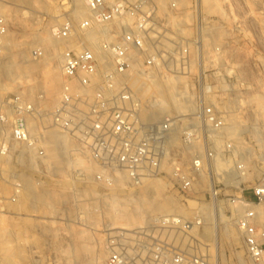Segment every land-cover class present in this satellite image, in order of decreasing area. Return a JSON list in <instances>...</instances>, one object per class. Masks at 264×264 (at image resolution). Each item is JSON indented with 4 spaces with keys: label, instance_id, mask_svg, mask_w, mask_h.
Listing matches in <instances>:
<instances>
[{
    "label": "built area",
    "instance_id": "built-area-1",
    "mask_svg": "<svg viewBox=\"0 0 264 264\" xmlns=\"http://www.w3.org/2000/svg\"><path fill=\"white\" fill-rule=\"evenodd\" d=\"M82 1L86 16L52 30L65 41L54 107L41 106L42 94L6 102L12 115L1 134L0 181L11 184V201L25 184L62 175L108 191H161L169 208L142 224L91 226L112 235L107 264H216L211 247L226 223L240 232L247 257L264 262V181L247 179L228 130L232 110L207 80L203 0ZM8 30L0 7V45ZM171 80L183 103L162 113L155 86ZM51 137L61 147L48 160ZM2 156L10 158L6 176Z\"/></svg>",
    "mask_w": 264,
    "mask_h": 264
},
{
    "label": "rangeland",
    "instance_id": "rangeland-1",
    "mask_svg": "<svg viewBox=\"0 0 264 264\" xmlns=\"http://www.w3.org/2000/svg\"><path fill=\"white\" fill-rule=\"evenodd\" d=\"M169 1L163 0V6ZM181 2L188 4L179 0L178 5ZM203 3L207 80L215 86L213 96L232 110L231 136L236 153L244 158L247 179L264 181V0ZM0 7L9 28L0 45V111L8 121L0 123L1 140L12 115L6 107L12 95L35 102L42 94L41 106L54 107L65 41L53 36L52 30L65 18L86 16L88 11L82 0H0ZM49 78L55 82L51 89ZM161 91L166 100L172 99L167 84ZM46 145L52 160L60 146L53 138ZM8 159L1 157L4 176L10 170ZM46 184H25L12 202L11 184L0 181V264H107L112 235L92 230V225L132 228L142 224L149 212L169 208L161 191L147 198L142 189L108 191L98 184L73 183L66 175ZM104 193L115 197L97 199ZM258 213V221L264 222V205ZM222 229L216 264H256L247 257L235 225L226 223Z\"/></svg>",
    "mask_w": 264,
    "mask_h": 264
},
{
    "label": "bare ground",
    "instance_id": "bare-ground-1",
    "mask_svg": "<svg viewBox=\"0 0 264 264\" xmlns=\"http://www.w3.org/2000/svg\"><path fill=\"white\" fill-rule=\"evenodd\" d=\"M161 4L163 3V0H158ZM182 4L181 5H183L184 3L183 2H181ZM54 80H53V78H49V83H48V87L51 89L53 86H54ZM172 83H173V80H171V81H167V82H165V83H162V84H158V86H155V87H157L158 89H157V92L156 93H154V94H156V102H157V104H158V107H159V112H165L166 110H167V108L168 107H175L174 109H175V111H179L180 110V108H181V106H180V104L181 103H183L182 101H181V97H180V94H179V91H178V88H176L175 90H174V88H173V85H172ZM164 84H167V86H168V88H170V89H172V99H170V101H168V100H166L165 99V97L162 95V91H161V89H162V87H163V85ZM175 87V86H174ZM168 101V102H167ZM43 107V106H42ZM47 108V107H46ZM236 127V126H235ZM228 130H229V132L230 133H232L233 134V130L231 129V126H229V128H228ZM235 130V129H234ZM51 138H53V137H51ZM54 139V138H53ZM56 140V142H57V144H59V146L61 147V142L60 141H58L57 139H55ZM57 148V147H56ZM235 148V147H234ZM59 152L60 151H58L57 149H56V154H55V157L57 156H59ZM235 152H236V149H235ZM238 154V153H237ZM242 159H244L242 156H241V161H242ZM19 159H17V161H18ZM49 171V170H48ZM50 172V171H49ZM117 184H121L120 182H118ZM158 192H153V191H150L149 193H146L147 194V198H150V196H152V194H154V195H156ZM108 198H114L115 197V195H112V194H110V195H108L107 196ZM106 197V198H107ZM161 200H165V195H163L162 194V198H161ZM218 246V235H217V238L215 239V241H214V245H213V247H211V249H214L216 252H217V247Z\"/></svg>",
    "mask_w": 264,
    "mask_h": 264
}]
</instances>
